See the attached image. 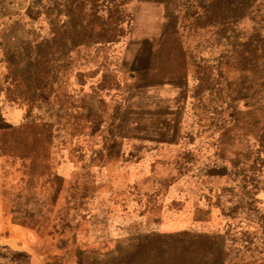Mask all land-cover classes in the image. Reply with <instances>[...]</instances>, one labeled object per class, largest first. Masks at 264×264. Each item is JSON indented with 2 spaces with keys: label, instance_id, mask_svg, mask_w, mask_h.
I'll use <instances>...</instances> for the list:
<instances>
[{
  "label": "rangeland",
  "instance_id": "rangeland-1",
  "mask_svg": "<svg viewBox=\"0 0 264 264\" xmlns=\"http://www.w3.org/2000/svg\"><path fill=\"white\" fill-rule=\"evenodd\" d=\"M0 264H264V0H0Z\"/></svg>",
  "mask_w": 264,
  "mask_h": 264
},
{
  "label": "crops",
  "instance_id": "crops-1",
  "mask_svg": "<svg viewBox=\"0 0 264 264\" xmlns=\"http://www.w3.org/2000/svg\"><path fill=\"white\" fill-rule=\"evenodd\" d=\"M7 243H11L10 241L7 240H0V255H1V251L3 250V248L6 247Z\"/></svg>",
  "mask_w": 264,
  "mask_h": 264
}]
</instances>
